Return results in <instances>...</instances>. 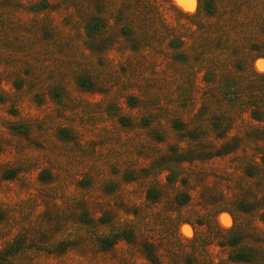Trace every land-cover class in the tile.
I'll return each mask as SVG.
<instances>
[{"label":"rangeland","instance_id":"obj_1","mask_svg":"<svg viewBox=\"0 0 264 264\" xmlns=\"http://www.w3.org/2000/svg\"><path fill=\"white\" fill-rule=\"evenodd\" d=\"M0 264H264V0H0Z\"/></svg>","mask_w":264,"mask_h":264}]
</instances>
